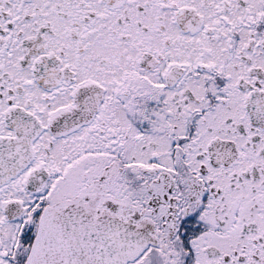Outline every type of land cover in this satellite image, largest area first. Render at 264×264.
Here are the masks:
<instances>
[{"label": "snow or ice", "instance_id": "6c2138e0", "mask_svg": "<svg viewBox=\"0 0 264 264\" xmlns=\"http://www.w3.org/2000/svg\"><path fill=\"white\" fill-rule=\"evenodd\" d=\"M0 264H264V0H0Z\"/></svg>", "mask_w": 264, "mask_h": 264}]
</instances>
